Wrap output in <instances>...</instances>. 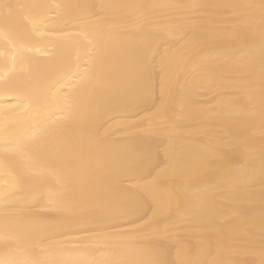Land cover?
<instances>
[{
    "label": "bare ground",
    "instance_id": "6f19581e",
    "mask_svg": "<svg viewBox=\"0 0 264 264\" xmlns=\"http://www.w3.org/2000/svg\"><path fill=\"white\" fill-rule=\"evenodd\" d=\"M23 5H75L60 13L48 8L17 9L8 36L0 35V72L5 62L17 57V69L7 85L0 82V138L17 136L22 127L36 125L51 116L60 130L56 153L46 162L57 175L45 178L44 190L63 187L86 198H103L113 204L128 201L141 188H156L158 215L183 230L190 242L189 259L216 257L232 249V259L242 264H259L261 227L264 224V117L260 104L261 52L258 34L246 27L232 30L233 22L255 18L259 23L260 0H0ZM144 5V16L136 19L130 10L101 5ZM189 5H207L199 9ZM5 10L0 9V13ZM43 21L41 36L32 31L29 19ZM72 19L73 24L65 21ZM89 26L107 40V59L101 76L96 53L81 40L83 26ZM3 21L0 20V27ZM12 41V43H9ZM243 50V51H242ZM141 60L146 68L163 63L173 83L211 84L197 89L185 105V119L169 133L153 117V104L160 102V75L153 74L148 92L130 65ZM61 96L90 99L91 107L74 105L68 112L59 107L45 110L39 103L28 104L49 84ZM139 113V116L136 114ZM147 118V119H145ZM141 123L140 128L132 125ZM171 143L188 157L186 169L164 168L166 149ZM150 146L161 169L151 176L133 170L125 161L138 147ZM28 161L14 154H0V167L10 174L0 178V225L22 224L33 241L43 240L42 259L67 260L78 252L101 258L94 250L84 251L70 241L87 225L107 229L100 213L82 216L58 211L46 199L33 200L34 185H14L11 176ZM159 173V174H158ZM223 177L231 183L223 194L217 186ZM187 186L189 197L207 203L203 215L188 218L170 200L169 190ZM181 199L184 194L181 193ZM152 213L149 211L148 216ZM222 221L224 223H222ZM131 225H123L127 231ZM247 227L251 236L244 235ZM199 240H209L214 251L194 256ZM153 243L159 238L153 237ZM175 259L174 241H163ZM219 245L216 247V245ZM106 252L109 250H105Z\"/></svg>",
    "mask_w": 264,
    "mask_h": 264
},
{
    "label": "snow or ice",
    "instance_id": "6c2138e0",
    "mask_svg": "<svg viewBox=\"0 0 264 264\" xmlns=\"http://www.w3.org/2000/svg\"><path fill=\"white\" fill-rule=\"evenodd\" d=\"M78 7L75 5L52 4V5H13L0 3V20L3 26L0 27V35L8 36V30L14 23V17L17 9L23 8H48L60 13L62 10ZM105 7H117L130 10L136 19L144 16L142 9L144 5L124 4V5H101ZM193 9L210 7L207 5H189ZM249 9H259V23L255 18H245L233 22L232 30L238 31L244 26L253 35L259 36L261 52L262 79L260 83V104L262 117H264V0H260L259 5L244 6ZM32 24V31L38 35L46 33L39 31L43 26V21L36 17L29 19ZM66 24H73L72 19L65 21ZM81 40L87 41V47L92 48L96 57L94 63L99 64L101 76L105 70V61L107 59V40L103 35L97 34L94 29L85 25L78 34ZM12 43V41H9ZM243 51V50H242ZM17 69V57L12 55L11 64L5 62V70L0 72V82L7 85L8 80ZM130 69L137 73L141 79L143 90L148 92L153 74L160 75V102L153 104L155 109L153 117L164 114L167 119L159 121L163 129L169 133L174 132L180 127L185 119V105L187 100L197 89L205 88L211 84V70L207 84H196L186 82L181 85L179 82L173 83L168 77L166 67L163 63L152 65L149 70L141 60H137L130 65ZM56 85L49 84L45 90L37 97L29 96L28 104L39 103L45 110H51L53 107H59L62 112H68L74 105L91 107L90 99H79L74 95L61 96L59 91H55ZM139 116V113L136 114ZM147 119V118H145ZM134 128H140L141 123L132 125ZM60 141V130L56 127L51 116L42 120L36 125L22 127L20 133L9 138L4 136L0 138V154H14L23 157L28 161L27 166L15 176H11L14 185L31 184L36 186L30 194L33 200L46 199L49 205L58 211L90 216L100 213V219L107 222V229H98L92 225H87L76 233L77 239L70 241L74 246L87 251L94 250L100 254L101 258L89 257L80 252L74 257L55 261L42 259L35 249L40 248L43 251V240L33 241L29 231L22 224L5 223L0 225V264H242L241 261L232 259L233 250L228 248L218 252L216 257L211 260H201L197 258L189 259L186 256L187 251L192 247L189 241L180 235L183 230L178 226L169 223L168 218L158 215L157 209L159 200L156 195L155 186L151 189L141 188L129 197L128 201L122 204H113L109 201L97 197L96 199L86 198L83 193L69 192L63 187V182L58 179L61 187L58 189L44 190L43 182L46 177L57 175L54 166L46 162V154L56 153L57 144ZM127 167L133 170H143L149 176L157 169H161L157 155L150 146L138 147L136 154L125 161ZM262 168H264V155L261 157ZM188 166V157L175 143H171L166 149L164 168L180 172ZM159 174V173H158ZM10 176L2 167H0V178L8 179ZM231 183L228 177H223L217 186V192L223 194L226 191L224 186ZM190 189L187 186H177L169 190V198L177 207L183 204L184 211L182 215L185 218L194 214L203 215L207 212L208 206L204 200L197 197L196 202L189 197ZM181 193L184 199H181ZM152 215L148 216V212ZM222 223H224L222 221ZM123 225H131L127 231H121ZM244 235L251 236L247 227L241 229ZM158 237L159 242L153 243L152 238ZM172 239L174 241L175 259H167L170 250L163 241ZM219 245L217 244L216 247ZM109 251H105V250ZM213 243L209 240H199L195 245L194 256L208 255L214 251ZM259 264H264V224L261 227V259Z\"/></svg>",
    "mask_w": 264,
    "mask_h": 264
}]
</instances>
